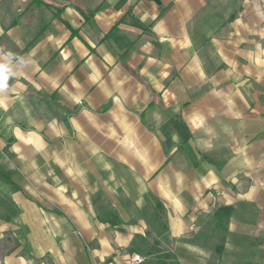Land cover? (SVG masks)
I'll return each instance as SVG.
<instances>
[{"label":"crops","instance_id":"crops-1","mask_svg":"<svg viewBox=\"0 0 264 264\" xmlns=\"http://www.w3.org/2000/svg\"><path fill=\"white\" fill-rule=\"evenodd\" d=\"M0 171V264H264V0H0Z\"/></svg>","mask_w":264,"mask_h":264},{"label":"built area","instance_id":"built-area-1","mask_svg":"<svg viewBox=\"0 0 264 264\" xmlns=\"http://www.w3.org/2000/svg\"><path fill=\"white\" fill-rule=\"evenodd\" d=\"M131 258L134 264H140L144 261V257L139 253H133Z\"/></svg>","mask_w":264,"mask_h":264},{"label":"trees","instance_id":"trees-1","mask_svg":"<svg viewBox=\"0 0 264 264\" xmlns=\"http://www.w3.org/2000/svg\"><path fill=\"white\" fill-rule=\"evenodd\" d=\"M0 179L6 181L7 183H12L11 179L2 171H0ZM158 209L161 212L163 211V207H159ZM109 219H110V217H109Z\"/></svg>","mask_w":264,"mask_h":264},{"label":"rangeland","instance_id":"rangeland-1","mask_svg":"<svg viewBox=\"0 0 264 264\" xmlns=\"http://www.w3.org/2000/svg\"><path fill=\"white\" fill-rule=\"evenodd\" d=\"M0 211H1V208H0Z\"/></svg>","mask_w":264,"mask_h":264}]
</instances>
